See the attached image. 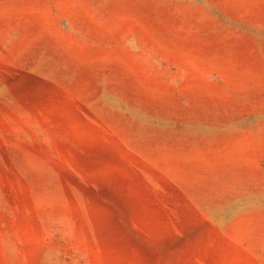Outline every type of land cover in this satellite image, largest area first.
Listing matches in <instances>:
<instances>
[{"label":"rangeland","instance_id":"1","mask_svg":"<svg viewBox=\"0 0 264 264\" xmlns=\"http://www.w3.org/2000/svg\"><path fill=\"white\" fill-rule=\"evenodd\" d=\"M0 264H264V0H0Z\"/></svg>","mask_w":264,"mask_h":264}]
</instances>
